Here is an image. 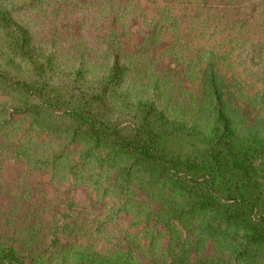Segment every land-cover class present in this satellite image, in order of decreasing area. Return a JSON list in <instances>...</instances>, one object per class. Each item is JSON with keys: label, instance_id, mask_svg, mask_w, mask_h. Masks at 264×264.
Wrapping results in <instances>:
<instances>
[{"label": "rangeland", "instance_id": "1", "mask_svg": "<svg viewBox=\"0 0 264 264\" xmlns=\"http://www.w3.org/2000/svg\"><path fill=\"white\" fill-rule=\"evenodd\" d=\"M9 1L42 65L15 55L0 27V232L43 249L59 224L71 232L67 246H127L137 264H163L182 246L200 264H264V243L154 163L76 131L63 112L118 63L123 74L101 108L116 120L132 119L125 99L154 95L185 125L205 129L217 101L240 134L264 133V0ZM8 78L57 91V106ZM255 168L264 179V159Z\"/></svg>", "mask_w": 264, "mask_h": 264}, {"label": "trees", "instance_id": "2", "mask_svg": "<svg viewBox=\"0 0 264 264\" xmlns=\"http://www.w3.org/2000/svg\"><path fill=\"white\" fill-rule=\"evenodd\" d=\"M6 2H0V27L8 34L9 48L15 55L29 58L36 69L42 65L40 53L28 45L26 27L10 15L15 4L9 1L7 6ZM47 62H51L49 57ZM122 70L118 63L112 64L99 86L74 94L73 100H68L63 112L71 127L119 153L137 155L154 163L172 185L198 198L201 207L220 212L227 223L238 226L247 241L264 243V179L255 168L256 161L264 159V133L249 126L240 134L231 115L217 101L210 106L207 117L210 125L205 129L185 125L166 115L154 95L131 103L125 99L124 103L133 108L132 119L116 120L105 110L102 113L101 108L107 103L106 95L120 81ZM36 76L40 77L41 85L46 83L38 71ZM8 81L27 93L46 96L49 106L56 107L59 102L56 100L61 94L57 91L47 92L43 86L24 79L8 78ZM32 226L37 224L33 222ZM68 233L71 232L62 225H55L49 229L45 247L38 249L0 232V264H137L135 251L127 246L106 254L86 246L70 247L66 245ZM191 253L192 249L182 246L163 264H200L192 259Z\"/></svg>", "mask_w": 264, "mask_h": 264}]
</instances>
